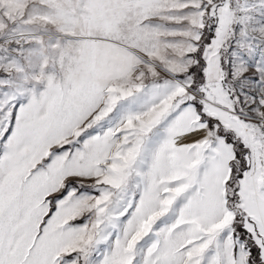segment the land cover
I'll use <instances>...</instances> for the list:
<instances>
[{"label": "snow or ice", "instance_id": "1", "mask_svg": "<svg viewBox=\"0 0 264 264\" xmlns=\"http://www.w3.org/2000/svg\"><path fill=\"white\" fill-rule=\"evenodd\" d=\"M0 264H264V0H0Z\"/></svg>", "mask_w": 264, "mask_h": 264}]
</instances>
